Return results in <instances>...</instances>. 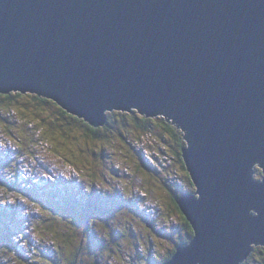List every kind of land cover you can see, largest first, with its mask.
<instances>
[{"label": "water", "instance_id": "1", "mask_svg": "<svg viewBox=\"0 0 264 264\" xmlns=\"http://www.w3.org/2000/svg\"><path fill=\"white\" fill-rule=\"evenodd\" d=\"M93 126L137 109L181 128L195 235L164 264H241L264 245V0H0V93ZM150 226V224H148Z\"/></svg>", "mask_w": 264, "mask_h": 264}, {"label": "trees", "instance_id": "2", "mask_svg": "<svg viewBox=\"0 0 264 264\" xmlns=\"http://www.w3.org/2000/svg\"><path fill=\"white\" fill-rule=\"evenodd\" d=\"M22 105L25 109L30 110L28 122H26L27 119L25 118L28 114L24 113L22 117V113L19 111V108ZM43 113L46 114V117H40ZM0 118L14 125V127H11L9 130V133L16 143L20 145L19 147L25 146L27 142L29 152H33L35 146L40 143L45 146H51L50 153L52 152L51 154L53 156H59V154L60 156H64L65 161L60 158L63 160L62 162L76 168L77 166H81L82 160L88 158L90 155L96 158L104 156V148L107 146L108 140L114 142L116 138H121L120 140L124 141L126 145L131 147L134 146V144L139 145L140 143L145 142L148 136H153V133L163 138V141H166V136L169 135L175 140L174 143L177 146L172 148V153L177 157V161H180L183 170L191 179L182 155L183 148L188 144L185 132L172 122L167 121L164 117H162V121L158 124L156 117H147L137 110L120 111L118 113H116V111L115 113L107 112V123L103 126L96 127L85 119L72 114L53 99L34 93L11 91L10 93H0ZM22 122H26V126L29 127L28 129L31 131L30 136H25L22 133H19L18 127H20V123ZM123 127H133L135 132L124 134ZM114 135L116 138L112 137ZM79 143H83L84 145L95 143V145L89 152L79 146ZM96 143L101 144L100 146H96ZM106 153L110 154L109 150H107ZM140 168L141 166H139V169ZM151 172L156 173L155 170ZM91 175L95 176V172L93 171ZM96 179V176L92 177L94 183L91 182V185L87 184L89 186V192L83 196L71 190L68 184L65 185L64 189L61 188L57 192L55 190L49 192L51 200L60 202H54L53 205H48L49 207H47L46 214L50 212L48 215L51 216L47 217V219L41 218L42 221L39 220L37 223L35 222V231L36 236L41 235L42 232H47L54 235V238L57 237V244L55 245L54 239H51L49 249L53 248L52 246L55 245L56 251H54V253L58 254V259L56 261L55 255L52 256L54 257L52 258L51 253H48L51 249L47 251L40 250L41 254L39 258L37 257L39 254H36V259L33 264H81L80 260L85 259H91V261H85V264H107L113 263V257H116L115 254L119 252L117 250V244H124L131 248L135 246V249L138 245L143 248L146 247V245L141 242V239L146 240L145 237L142 236L143 238H141L137 234V229L132 222V220H140L139 211L141 210L140 208L142 205L140 207L137 205L139 204V201H141L140 195H132L131 197L122 200L121 195L124 193L118 194L121 191L117 190V192H115L112 185L107 187V192H102L101 187L106 185V183H104L105 180L102 179V184H100L95 183ZM178 182L179 181L174 178L168 179L167 184H165L169 190V194L172 195L171 198L173 197L174 201L172 203L176 206V210L180 209L176 202L179 193L174 189ZM4 184L6 183L4 182ZM169 184L174 185L169 186ZM87 185L83 183L84 187H88ZM11 186L16 187L15 185ZM83 186L80 185L81 190H84ZM190 186L194 189L185 190L182 185L181 188L183 192L194 193L195 186L192 179L190 181ZM96 190L99 192H95ZM170 195L164 196V199H167V203L169 201L171 202ZM151 200L153 201V199ZM167 203H165L168 206L166 212L172 213L174 210H172L169 206L170 204ZM130 209L131 211H129ZM126 211H129L128 215L133 214L130 218L131 224L125 225V228H122L120 225L119 228H117V231H108V229L112 227L111 222L113 219L124 216V213H127ZM162 212L163 211L159 212L158 215ZM144 214L145 213H142L141 215L144 216ZM182 216L184 218L182 219L184 226L183 231L173 228L174 230L167 229L166 231L157 229V234L155 232L159 239L168 245L167 253L161 258L154 259L152 255H150L151 253L147 254L149 256L148 258H141L137 251L131 258L135 264H164L173 256L177 247L186 245L192 240L195 231L188 219L184 215ZM96 224H101L102 227L104 226L107 230L104 237L100 235L101 241L98 239L99 235L91 236L88 234L90 232L89 230L96 228L94 227ZM155 224L156 222H154V227ZM143 225L144 228L148 227L146 220L143 221ZM11 232L14 235L18 234V231L16 232L14 229L11 230ZM180 232H184V235ZM24 233L28 240H32V237L30 239L27 231ZM73 234L79 236L81 239L77 244H74V250L71 246V238ZM30 235L32 234L30 233ZM149 236L155 239L153 232H150ZM133 239L136 240L135 244L132 241ZM146 241L148 243V240ZM170 241H173L174 248H169L171 244ZM16 245L18 246V243H16ZM152 245L153 244L151 243L150 247ZM41 246H47V244ZM3 247L9 248L5 242L3 243ZM18 248L20 247L18 246ZM13 250L18 251V249L15 248L11 249V251ZM61 250L64 251V255L60 253ZM2 251H4L3 248ZM17 251V255H10V258L15 259L18 257L23 263L29 264L26 262L30 258L29 254L21 249H19L18 252ZM44 252H47L48 254H44ZM109 256H112V258ZM117 261L121 264H128L124 263L119 258Z\"/></svg>", "mask_w": 264, "mask_h": 264}, {"label": "rangeland", "instance_id": "3", "mask_svg": "<svg viewBox=\"0 0 264 264\" xmlns=\"http://www.w3.org/2000/svg\"><path fill=\"white\" fill-rule=\"evenodd\" d=\"M19 111L22 113L21 114L22 117L24 113L28 114L25 117L27 119L26 122H28L29 119L28 116L30 110L25 109L22 105L19 108ZM115 111L116 113H118L122 110H113V113H115ZM40 117H46V114L43 113ZM162 117L166 119L164 115L156 116V121L158 122V124L162 121ZM26 122L20 123V127H18L19 128L18 131L19 133H22L25 136H30L31 131L28 129L29 127L26 126ZM11 127H14V125L6 122V120L4 119H0V148H5V147L7 149L12 148V152L18 151L21 153V156L16 161H14V163H12L13 166H11L8 169V173H5L4 171L0 173V176L2 177V178L0 177V180H4L3 178H5L7 180L6 182H8L9 184H12L13 182H19L17 186L22 187V189H20L17 186L12 187L11 185L2 184L4 187H0V197H1L0 206L4 205L5 207H7L9 203H13V201H16L13 204L14 206L12 207V209L17 210V217H20L21 216L20 213L24 211L25 213H27V218L29 217L31 218V220L33 218L36 219L32 222L30 227L27 228V232L32 234L31 235L32 243L31 240H28L26 238L25 233L19 232L17 230L18 234L14 235L11 231L8 230L1 231V229H4V226L0 225V264H25L18 257H16L15 259L10 258V255H17L16 253L17 250L11 251V249L13 248L18 249V251L19 249L23 248L25 250L24 252L26 253L28 250V254L30 258L26 262L29 264H33L35 262L37 253L39 254L37 256L38 258L41 254V251H39L37 247H39L40 250L42 251H47L51 249V251L48 253H51V257L55 255L57 261L58 254L54 253V251H56L55 245L57 244V240H56L57 237L54 238L53 237L54 235L47 232H42L41 235L36 236V231H35L36 230L35 222L37 223L39 220H41V218L47 219V217L51 216L48 215V213L50 212L46 214L48 209L47 207H49L48 205H52L54 203H49L48 205H46V202L42 198L48 196L46 193L38 194L37 192L34 191H26L23 188L27 186L26 184L27 181L26 182H21V181H24L25 178L24 173H26L28 180L33 184L43 180V176L41 172L23 171L22 168L24 170H32V169L37 170L39 166V161L44 162V160L56 161L59 164H63L62 161L64 160V156H60V154L59 156L57 155L53 156L51 154L52 152L50 153L51 146H45L41 143L35 146L33 152H29L27 142L25 146L19 148L20 145L16 143V141L9 133ZM123 132L124 134H128L130 132H135V130L133 127L130 128L123 127ZM112 137L116 138L115 135ZM120 139L121 138H116L114 142L108 140V144L104 148L105 149L104 156L96 158L90 155L88 158L83 159L81 162V166L79 167L77 166L76 168L79 171L78 175L80 174L83 179H78V178H71V179L78 180L79 182H83L85 185L87 184L91 185V182L94 183L92 177L96 176L97 179L95 180V183L102 184L101 180L102 179L105 180L104 183H106V185L104 187L103 186L101 187L102 192H107L108 191L107 187L112 185L115 192H117V190H120L122 194L124 193L123 195H121L122 200L126 199L127 197H131L132 195L133 196L140 195V198L147 196L146 197L147 200H141L139 201V204H137L139 207L142 205L141 209L149 208L151 211L156 207L161 208V211L163 212L156 216L155 227L148 226L147 229H145L142 228L140 224L137 223L135 220H132L134 226L137 229L136 231L138 232L137 234L141 238H143L142 236H144L145 239L148 240L147 243L146 240L141 239V242L144 245H146V247L143 248L138 245L139 248L137 247L135 249V246L131 248V247H127V245L125 246L124 244H117L118 247L117 250L119 252L115 254L116 257L115 256L113 257L115 262L113 261V263H107V264H121L117 261L119 258L124 263L135 264V262L131 258L133 257L132 255L135 254L137 251L140 254L141 258H148L149 256L147 254L151 253L150 255H152L154 259L161 258L165 253H167L168 245L165 244L163 241H161L159 237L156 235L157 229L162 231H166L167 229H173V228L174 229L177 228V230L180 231L184 230L183 220H182L184 219L182 216L183 214L181 213V211L176 210V206L172 203L174 201L173 197L171 198L172 195L169 194V190L165 185L167 184V180L175 178L176 180L179 181L178 183L182 185L185 190L187 189L193 190L194 188L190 186L191 179L187 176V174L183 170L180 161L178 162L176 159L177 157H175L172 153V148H175L177 146L174 143L175 140L171 136L167 135L166 136L167 140L163 141L162 140L163 138L153 133V136H148L145 142L140 143L139 145L134 144V146L131 147L126 145L124 141ZM100 144L101 143H96V146H100ZM78 145L90 152L91 149L94 147L95 143H91L89 145H84L83 143H79ZM107 150H109L110 154L106 153ZM18 152H16V157L19 155ZM60 158H62L63 160H61ZM4 159L5 156L0 155V161ZM12 159H13V154H12ZM2 162L0 164H2ZM9 166L10 163L9 160H7L3 164V169H6ZM139 166H141L140 169ZM150 169L151 171L155 170L156 173H152ZM93 171L95 172V176L91 175ZM73 173L75 174L74 171ZM54 175H63L62 169H59L58 172H56L55 168L51 167L50 171L46 174V176H48L49 178H53ZM263 177H264V172L262 168H260V170L257 169L256 178L262 179ZM58 179L59 177L55 176L53 180L56 181ZM180 188H178L177 191H179ZM186 193H190V192H186ZM4 194L7 195V198L6 195ZM20 195L22 198L20 197ZM169 195L171 198V202L169 201L170 199L169 198L168 201L170 203L169 202L167 203V199H164V196H169ZM26 197H29L30 200L26 199ZM151 199H153L154 202ZM26 201L28 202L22 203ZM55 202H60V201H55ZM165 203L170 204L169 206L171 207L172 210H174L172 213L166 212L168 206ZM129 211H131V209ZM129 211H126L127 213H124V216H120L116 219L114 218L113 221L111 222L112 227H110L108 231L110 232H113L114 230L117 231L118 230L117 228H119L120 225L122 228H125V225L131 224L130 218L133 214L128 215ZM161 211L160 209H155L152 212H148V210H144L143 212L145 213L144 216H149L151 214H158ZM139 212L141 213V211ZM13 219L14 218L9 219L11 224V229H14L16 231V227H13L15 225ZM31 220L28 221L27 223H30ZM5 221H7V219H5ZM19 224L20 223H18L17 226ZM94 227L96 228L95 229L91 228L93 232L92 230H89L90 232L88 234L91 236L99 235L98 239L101 241L100 235L104 237L106 235L107 230L104 226L102 227L101 224L100 225L96 224ZM150 232L154 233L155 239L149 236ZM180 233L184 235V232H180ZM51 239L52 240L54 239L55 242V245L52 246L54 249L53 248L49 249V245H51ZM80 240L81 239L79 236L75 234L72 235L71 246L73 250L75 249L74 244H77ZM132 241L135 244L136 240L133 239ZM4 242L9 246V248L3 247ZM16 243H18V246L20 248H18ZM151 243L153 245L150 247ZM170 243L171 244L169 248H174L173 241H170ZM46 244L47 246H41ZM259 246H264V245H259ZM147 247L149 248V250ZM2 248L4 249V251H2ZM60 253L64 255V251L61 250ZM109 257L112 258V256ZM255 258L257 262L260 261L264 264V260L261 259L260 254H258L257 257ZM89 261H91V259Z\"/></svg>", "mask_w": 264, "mask_h": 264}, {"label": "clouds", "instance_id": "4", "mask_svg": "<svg viewBox=\"0 0 264 264\" xmlns=\"http://www.w3.org/2000/svg\"><path fill=\"white\" fill-rule=\"evenodd\" d=\"M115 110H118V109H115ZM132 110H137V109H132ZM132 110H130V111H132ZM122 111H124V110H122ZM138 111V110H137ZM109 112H113V111H109ZM139 112V111H138ZM143 115H145V114H143ZM157 116H161V115H157ZM148 117V116H147ZM154 117H156V116H154ZM1 119V118H0ZM170 120V119H169ZM172 123H173V121L172 120H170ZM169 121V122H170ZM174 124V123H173ZM178 127V126H177ZM179 128V127H178ZM181 129V128H180ZM182 130V129H181ZM183 131V130H182ZM187 146H188V144H187ZM187 146H185V147H187ZM20 148V147H19ZM16 152H18V151H13L12 152V148H10V149H7L6 147L5 148H0V155H4L5 156V159L4 160H2V161H0V163L2 162V164H0V173H2L3 171L5 172V173H8V169L11 167V166H13L12 165V163H14V161H16L18 158H20V156H21V153L20 152H18L19 153V155L16 157ZM32 152V151H31ZM12 154H13V159H12ZM7 160H9V163H10V166L9 167H7L6 169H3V164H4V162L5 161H7ZM23 165V164H22ZM24 166V165H23ZM51 167H54L55 168V170H56V172H58V170L59 169H62V172H63V175H54L53 176V178H49L48 176H46V174L50 171V168ZM187 168V167H186ZM260 168H262V170H263V167H261V166H259V164H257L256 165V167H255V170H257V169H259L260 170ZM22 170L23 171H31V172H41V174H42V176H43V180H41V181H39V182H37V183H35V184H33V183H31L29 180H28V178H27V176H26V173H24V175H25V178H24V181H21V182H26L27 181V186L26 187H24L23 189H25L26 191H34V192H37L38 194L39 193H46L48 196L47 197H42L43 199H44V201L46 202V205H48L49 203H54L55 201L54 200H51L50 199V196H49V192H52V191H59V189H64L65 188V185L66 184H68L69 186H70V188H71V190H73V191H75L77 194H79V195H85L86 193H88L89 192V186L88 187H84L83 186V182H79L78 180H72L71 178H78V179H83L82 178V176L79 174L78 175V173H79V171L76 169V167H72V166H69V165H66L65 163H63V164H59L58 162H56V161H47V160H44V162L43 161H39V166H38V169L37 170H34V169H32V170H24L23 168H22ZM13 171H14V169H13ZM73 171L75 172V174L73 173ZM187 171H188V169H187ZM263 172H264V170H263ZM76 173H77V175H76ZM188 173H189V171H188ZM190 175V174H189ZM55 176H57V177H59V179L58 180H56V181H54L53 179H54V177ZM1 177V176H0ZM191 177V176H190ZM2 178V177H1ZM4 180H1L0 181V187H4V186H2L1 184H4V182L7 184V185H9V183L8 182H6L7 180L5 179V178H3ZM192 179V178H191ZM258 179V178H257ZM263 179V178H262ZM262 179H258V180H262ZM2 181H4V182H2ZM19 184V182H13L12 184H10V185H15V186H17ZM21 184V183H20ZM176 184V183H175ZM80 185H82L83 187H84V190H81L80 189ZM171 185H174V184H169V186H171ZM177 186L174 188L176 191L178 190V188H180L181 187V185L179 184V183H177L176 184ZM180 185V186H179ZM195 186V185H194ZM17 187H19V186H17ZM20 189H22V187H19ZM195 191H196V186H195ZM95 192H99V191H95ZM177 193H179V196L182 194V193H186V192H183V190H182V188H180V190L177 192ZM195 193V192H194ZM194 193H192V194H194ZM118 194H122L121 192H119ZM4 195H6V194H4ZM20 197H21V195H20ZM118 197V196H117ZM147 196H145V197H141V200H147V198H146ZM6 198H7V195H6ZM6 198H5V200H6ZM22 198V197H21ZM26 199H28V200H30L29 199V197H26ZM4 200V201H5ZM3 201V202H4ZM16 201H13V203H9L8 204V206L7 207H5L4 205H1L0 206V225H3L4 226V229H1V231L2 230H8V231H11V230H13V229H11V224H10V218H14L13 220H14V222H15V225L13 226V227H16V232H17V230L20 232L21 230V232H26L27 231V229L26 228H29L30 227V225L32 224V222L36 219V218H33L32 220H31V222L30 223H27L26 222V219H27V213H25L24 211H22V213H20L21 214V216L20 217H17V210H13L12 209V207L14 206L13 204L15 203ZM28 201H26V202H22V203H27ZM21 203V202H20ZM53 205V204H52ZM43 206H45V205H43ZM141 209V208H140ZM155 209H160V211H161V208H158V207H156V208H154V209H152L151 211H150V209L149 208H147V209H141L140 211H141V214L142 213H144L143 211L144 210H148V212H152L153 210H155ZM180 210V209H179ZM181 211V210H180ZM140 213V212H139ZM182 213V212H181ZM43 214V213H42ZM183 214V213H182ZM158 215V214H157ZM156 214H151V215H149V216H143L144 217V219L146 220V222H147V226H149L148 224H150V226L149 227H154V222H156L155 220H156V216H157ZM184 215V214H183ZM16 217V218H15ZM5 219H7V221H5ZM18 223H20L18 226H17V224ZM23 230H26V231H23ZM27 234L29 235V237L31 238V235H30V233H28L27 232ZM32 241V240H31ZM153 243V242H152ZM255 247V246H254ZM38 249H39V251H40V248L39 247H37ZM21 250L22 251H25L23 248H21ZM27 253H28V250H27ZM45 253H47V252H44V254ZM48 254V253H47ZM249 257V256H248ZM245 260V259H244ZM244 262V261H243ZM242 262V263H243ZM241 263V264H242Z\"/></svg>", "mask_w": 264, "mask_h": 264}, {"label": "flooded vegetation", "instance_id": "5", "mask_svg": "<svg viewBox=\"0 0 264 264\" xmlns=\"http://www.w3.org/2000/svg\"><path fill=\"white\" fill-rule=\"evenodd\" d=\"M139 215H140V220H138V221L136 220V222L139 223L142 228H144L143 221H145V219H144L143 215H141V213H139ZM145 229H147V228H145ZM147 231H150V230H147ZM258 254H260L261 259L264 260V246H259V245L255 246L253 251L249 255V257L246 258L242 264H263L260 261L257 262L255 257H257ZM87 260H89V259L80 260V262H81V264H85V261H87Z\"/></svg>", "mask_w": 264, "mask_h": 264}, {"label": "bare ground", "instance_id": "6", "mask_svg": "<svg viewBox=\"0 0 264 264\" xmlns=\"http://www.w3.org/2000/svg\"><path fill=\"white\" fill-rule=\"evenodd\" d=\"M2 197H3V196H2ZM0 198H1V197H0ZM102 198H103V197H102ZM30 220H31V218L28 217V218L26 219V222H28V221H30Z\"/></svg>", "mask_w": 264, "mask_h": 264}]
</instances>
